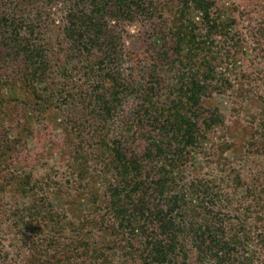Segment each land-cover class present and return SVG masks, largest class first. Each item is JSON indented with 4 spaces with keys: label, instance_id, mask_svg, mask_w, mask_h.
<instances>
[{
    "label": "trees",
    "instance_id": "1",
    "mask_svg": "<svg viewBox=\"0 0 264 264\" xmlns=\"http://www.w3.org/2000/svg\"><path fill=\"white\" fill-rule=\"evenodd\" d=\"M215 4L214 0H0V64L18 73L28 88L30 81L43 83L53 66L60 67L58 56L52 59L53 40L68 45L63 67L68 68L69 90L57 101L68 105V122H73L77 107L88 100L89 124L100 130L91 137L96 135L102 151L106 207L113 222L110 239L104 242L113 241L116 248L120 244L135 264H264V169L248 166L264 159V138L257 140L260 127L230 163L233 167L218 171L220 176L207 170L206 177L201 174L204 167L197 170L195 165L199 156L208 161L209 169L212 157L226 147L230 128L229 117L218 106H204L211 94L208 81L216 74L197 33L200 26L189 17L191 11L199 13L209 36L223 27L219 15H214ZM172 5L175 15L169 19L166 8ZM47 11L59 14L50 31L45 29ZM141 18L149 21L151 34L170 21L169 37L147 48L151 61L138 65L149 77L147 87L135 90L136 105L116 129V109L133 93L119 72L117 49L123 36L116 28ZM163 71L174 72L173 82L167 84L173 92L165 87L168 91L160 93ZM82 121L75 123L85 131L88 121ZM217 133L223 134L222 141L216 142L218 136L208 144ZM228 136L234 141L233 135ZM230 183L244 184L243 200L254 202L258 210L250 206L241 210L230 202ZM77 231L71 250L93 251L92 232Z\"/></svg>",
    "mask_w": 264,
    "mask_h": 264
},
{
    "label": "rangeland",
    "instance_id": "2",
    "mask_svg": "<svg viewBox=\"0 0 264 264\" xmlns=\"http://www.w3.org/2000/svg\"><path fill=\"white\" fill-rule=\"evenodd\" d=\"M214 1V15H219L223 27L218 26L209 36L201 26L200 14L189 13L192 22L200 26L197 33L216 74L208 81L211 94L204 106H218L229 117L230 126L225 137L228 144L212 157L209 169L207 160L196 157V169L204 167L201 174L206 177L210 173L220 176L218 171L225 167L231 169L230 163L238 159L242 146L246 148L258 127L257 140L264 138V0ZM175 9L173 5L166 8L169 19ZM58 18L59 14L46 15L45 29H54ZM170 24L155 34H151L149 21L142 18L116 28L123 36L117 49L119 72L133 88L116 109V129L136 105L135 90L147 87L149 77L143 76L138 65L151 61L146 53L149 46L167 41ZM51 45L52 59L58 56L62 63L59 68L52 67L43 83H27L30 88L17 78L18 73L0 64V264H135L120 244L116 248L113 241L104 242L110 239L113 222L106 207L102 151L96 135L91 137L100 130L89 124L88 100L77 107L75 120L68 122V105L57 101L69 90L68 68L63 67L68 62V45L54 40ZM173 78V71L160 74V93L168 91ZM83 93L87 95L89 90ZM76 120L81 124L87 120L88 128L81 131ZM221 135L210 136L207 143L218 136L216 142L222 141ZM228 135H233L234 141H229ZM258 161L248 166L264 169V159ZM227 191L230 202H236L239 209L250 206V210H258L254 202L243 200L247 194L244 184L230 183ZM76 230L92 232L93 251L71 250Z\"/></svg>",
    "mask_w": 264,
    "mask_h": 264
}]
</instances>
